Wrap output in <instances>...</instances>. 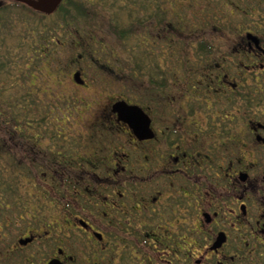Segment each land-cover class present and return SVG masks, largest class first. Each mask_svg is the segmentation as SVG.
I'll use <instances>...</instances> for the list:
<instances>
[{
  "label": "flooded vegetation",
  "instance_id": "obj_1",
  "mask_svg": "<svg viewBox=\"0 0 264 264\" xmlns=\"http://www.w3.org/2000/svg\"><path fill=\"white\" fill-rule=\"evenodd\" d=\"M157 7L148 18L161 24L162 7ZM251 9L245 3L241 13ZM245 35L223 54H213L223 46L202 39L198 51L209 59L187 69L181 87L171 80L166 101L150 93L164 91L167 75L161 70L157 81L151 76L158 75L156 66L145 68L147 56L135 54L129 70L106 73L126 86L145 76L139 90L122 88L95 105L82 102L64 120L49 118L45 108L42 120L27 128L8 119L9 128L0 129L7 132L6 139L0 137V155L22 169L15 172L17 179L25 175V165L42 162L31 157L35 151L26 144L34 141L24 130L37 129L35 138L52 132L56 146L44 153L47 169L30 170L50 176L53 203L65 214L55 224L70 235L58 240L50 234L58 240L54 251L8 256L7 264H264V164L246 163L236 154L241 147L264 154V38L248 30ZM85 58L92 64L91 54ZM234 66L236 76L240 66L248 69L254 83L227 78L225 71ZM72 74L74 84L89 85L79 70ZM238 98L252 113L243 132L230 126L222 110L229 105L240 124ZM64 121L73 125L66 137L60 132ZM38 235L30 232L19 244L44 239Z\"/></svg>",
  "mask_w": 264,
  "mask_h": 264
},
{
  "label": "rangeland",
  "instance_id": "obj_2",
  "mask_svg": "<svg viewBox=\"0 0 264 264\" xmlns=\"http://www.w3.org/2000/svg\"><path fill=\"white\" fill-rule=\"evenodd\" d=\"M71 1L77 6L80 4L83 11L74 10L69 5ZM245 3L252 8L246 14L241 13ZM12 4L14 2L10 0H0V129L9 128V120L15 121L12 126L19 123L23 128L29 127L28 122L37 124L42 120L40 115L44 108L50 114L49 118L58 116L64 120L67 112L73 107L75 110L82 107V102L95 105L106 101L108 96L119 95L122 88L131 92L139 90L146 85L145 76L131 78L127 87L117 74L114 77L112 73H106L108 68L114 72L121 67L129 70L135 54L139 58L147 56L146 64V60L141 61L145 68L156 66L158 75L151 73V76L157 81L161 70L164 76L167 75L170 81L164 91L152 89L150 93L155 100L166 101L170 98L171 80L181 87L186 70L209 59L204 56L206 51L202 54L198 51L202 39L223 46L217 47L218 51L213 53L223 54L246 36L245 30L264 38V0H67L61 9L56 8L51 14L37 12L38 15L28 11L29 8ZM157 6L162 7L161 24L152 17L148 18L149 14L158 13ZM113 25L124 32L123 40L113 33ZM215 28L220 30L215 31ZM84 54H91L92 64L87 58L81 59ZM240 68L242 71L237 76V67L225 71L227 78L236 77L243 84L254 83L255 79L249 75L251 72ZM75 70L82 72L86 82L90 80L86 88L73 83ZM146 71H153V68ZM258 71L263 72L261 69ZM238 99L241 110L235 118L240 116V124L234 123L229 105L222 103V110L226 118L231 119L230 126L235 124L232 127L243 132L247 117L252 113L247 112L249 109L243 106L242 99ZM72 127L66 122L65 130L60 132L66 137L69 130L72 132ZM24 132L34 141L26 144L35 151L31 157L42 162L25 165L23 178L14 176V189L4 191L0 184V264H7L8 256L19 258L26 254L51 253L58 246V240L65 236L63 233L70 235L66 227L55 224L65 214L53 203L50 176L40 172L47 169L43 157L48 152L47 148L55 150L52 132L45 131L42 135L41 131V136L36 138L39 133L35 128ZM3 135L6 139L7 132L0 131L1 138ZM74 135L71 133L72 137ZM237 152L234 153L241 155L246 163L257 160L259 166L264 164V154L260 151L241 147ZM2 157L0 155L2 173L22 170L9 157L10 164ZM36 165L40 170L38 175H33L30 168ZM51 181L57 187L61 186L59 181L52 178ZM30 232L38 233L37 237L44 239L21 246L20 240ZM50 234L58 240H53ZM78 239L80 237H77V243H80Z\"/></svg>",
  "mask_w": 264,
  "mask_h": 264
},
{
  "label": "trees",
  "instance_id": "obj_3",
  "mask_svg": "<svg viewBox=\"0 0 264 264\" xmlns=\"http://www.w3.org/2000/svg\"><path fill=\"white\" fill-rule=\"evenodd\" d=\"M63 3H65V2H62L57 8H59V9H61V5L63 4ZM13 6H20V7H26L24 4H21V3H14V4H12ZM69 5L71 6V7H73L74 8V10L76 9L77 11H83L82 10V8L80 7V4H78L79 6H77V4H76V2H73V1H71V2H69ZM27 8V7H26ZM65 10V9H64ZM28 11H30V12H32L33 14H37V12H35V11H33V10H31L30 8L28 9ZM66 11L67 12H69L70 10H68V9H66ZM68 14H70V13H68ZM38 15V14H37ZM67 15V13L66 14H63V16H66ZM113 30V29H112ZM113 33L116 35L117 33H118V31L117 30H113ZM120 36L121 37H124V32H121V34H120ZM2 170H0V173L2 174V177H0L1 178V181H0V184H2L1 186H3V188H4V191H10L11 189H14V187H15V185H14V181H13V179H15L14 178V176H15V173L14 172H12V171H10L9 173H2L1 172ZM28 173V172H27ZM4 175V176H3ZM17 175V174H16ZM3 177H5V178H3ZM5 181V182H4Z\"/></svg>",
  "mask_w": 264,
  "mask_h": 264
},
{
  "label": "water",
  "instance_id": "obj_4",
  "mask_svg": "<svg viewBox=\"0 0 264 264\" xmlns=\"http://www.w3.org/2000/svg\"><path fill=\"white\" fill-rule=\"evenodd\" d=\"M14 2H21L28 8L36 12L45 14H51L61 4L62 0H12ZM21 243H25V240H20Z\"/></svg>",
  "mask_w": 264,
  "mask_h": 264
}]
</instances>
